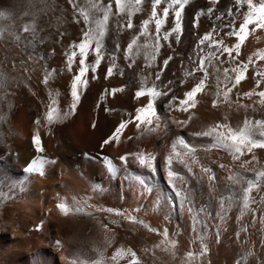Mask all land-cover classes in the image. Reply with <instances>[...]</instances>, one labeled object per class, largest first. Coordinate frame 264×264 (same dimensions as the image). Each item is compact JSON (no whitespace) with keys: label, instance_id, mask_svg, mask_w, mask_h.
<instances>
[{"label":"bare ground","instance_id":"obj_1","mask_svg":"<svg viewBox=\"0 0 264 264\" xmlns=\"http://www.w3.org/2000/svg\"><path fill=\"white\" fill-rule=\"evenodd\" d=\"M73 2L76 8L69 0H0V264H130L129 249L138 264H264V176L258 177L264 172V148L245 150L234 159L229 150L214 148L210 138L197 135L217 124L238 131L246 120L264 121V98L259 96L264 91V59L259 58L264 56V28L252 31L254 25L249 26L239 55L233 51L236 59L230 60L227 53L221 55L207 42H198L212 32L215 40L224 42L221 48L232 47L238 41L227 35L232 30L229 25L235 21L239 28L247 5L237 12L235 0H189L180 40L176 34L170 36V43L162 38L175 26L170 10L159 34L161 47L152 60L157 42L154 21L148 25V35H140L142 22L151 16L152 0H143L142 10H133L132 29L126 26V13L110 18L98 66L89 50L82 77L87 85L80 84L73 111L72 83L81 58L75 45L88 27L79 10L91 16L92 3L111 2L112 12L117 11L114 0ZM261 2L253 0L257 5ZM164 6H158V15L162 16ZM209 7L214 9L212 16H199L194 26L196 14ZM230 8L233 16L227 14ZM29 24L34 32L23 31ZM134 38L137 44L129 52L127 45ZM72 51L77 56L70 71ZM209 51L215 54L211 63ZM201 57L207 76L203 71L187 75L199 67ZM113 62V74L107 76ZM241 62L248 64L246 79L233 88L236 73L231 69ZM225 68L231 77L226 84ZM201 79L204 87L195 97V107L181 110L180 101ZM153 86L168 95L155 102L160 127L146 132V127H156L155 117L152 124L137 128L135 116L148 104L147 89ZM228 88L232 91L226 101ZM141 89L145 94L137 97ZM248 92L255 94L247 97ZM49 106L54 109L50 125ZM64 113L70 114L59 120ZM122 121L127 123L118 140L102 148ZM183 121L188 123H178ZM37 132L43 152L33 140ZM178 137L195 149L183 162L176 152L183 155L185 150L179 145L176 152L172 149ZM254 138L262 137L254 133ZM141 153L155 157L151 170L135 159ZM103 156L111 158L115 172L107 170ZM122 156H127L126 162ZM41 158L56 163L45 164L42 176L26 171ZM169 170L177 174L175 180L169 178ZM232 175L244 177V182L233 183ZM249 181L255 186L245 208ZM61 203L69 208L67 215L57 207ZM77 207L82 211L77 212ZM118 249L123 254L113 259Z\"/></svg>","mask_w":264,"mask_h":264},{"label":"snow or ice","instance_id":"obj_2","mask_svg":"<svg viewBox=\"0 0 264 264\" xmlns=\"http://www.w3.org/2000/svg\"><path fill=\"white\" fill-rule=\"evenodd\" d=\"M115 6H116V12H112V4L111 2L107 5L104 6L103 4L97 2V3H92L91 8H92V13L91 16L88 12L84 11V9H80V14L83 16V20L85 25H87V30L83 32V39L81 42L77 45H75L76 48H78L79 56L81 57L79 60V71L78 74L75 75L73 83H72V91L71 95L73 97V104L71 105L72 110L74 111L76 108L77 103L79 102L80 95L78 88L80 84H83L84 86L87 85V81L83 80L82 77H84L85 72L87 69L84 67L87 55L89 50L94 52L95 54V65L98 66L101 63L102 60V49H103V44H104V38L107 34L108 31V23L111 17L113 16H120L122 14H127V28L132 29L134 27L133 22H132V15L134 14L133 10L135 12H139L142 9L139 7L143 3V0H114ZM213 3L218 2V0H212ZM70 4H73V7L76 8L75 3L73 0H69ZM165 4L166 6L163 7L162 9V16L158 15L157 8L161 4ZM237 7V12H239V9L243 7L244 5H247V11L243 13V21L239 24V28H235V21L229 27L232 28L230 32L227 33L229 36H234L237 39V43H235L232 47H228L224 45L222 48L221 46L224 44L222 40H215L213 38L212 32L205 33L201 39L199 40L198 44L199 45H204L206 42L209 46V48L215 47L218 51L221 52V55L223 53H227L228 57L230 60H235L236 57L233 56V51H235L236 55H239V50L243 42L245 41L248 33H249V26L254 25L252 28V31H255L256 29L264 28V2H261L260 4H254L253 0H235ZM189 4V0H152L151 3V16L149 19H145L142 24H141V32L140 35L147 36L148 35V25L150 22L155 23V32H156V43L155 45L152 46L153 52L151 55V59L155 60L156 59V54H158L159 49L161 47L159 40H160V33L161 29L164 26V24L167 21V18L170 15V10L171 14L174 19V27L171 29V31H167L163 33V40L168 41L170 43V36L173 34H176V40L179 41L181 38L182 34V14L186 8V6ZM214 12V9L212 7H209L207 11L205 12L203 9H201L197 14L196 17L194 18V26H197L199 16L201 15H208L212 16ZM99 13H102L101 15H98ZM228 15L233 16V10L230 8L228 10ZM224 14H221V16H217L216 19L219 20L222 18ZM123 27V25H121ZM215 26L213 27V32L215 31ZM25 32L29 31H35L34 26L29 24L26 25L23 29ZM95 45L94 48H92V45ZM137 44V39L134 38L128 45H127V51H131L133 49V46ZM145 48H148L149 45L145 44ZM119 48V46H117ZM202 51V49H201ZM215 54L211 51L207 53V60L208 63H211V60ZM77 56V51H72L71 54L68 57V68L71 71L72 68V63L74 58ZM218 58V57H217ZM260 59H264V56L259 57ZM172 59V57H169L164 61V65H167L169 61ZM252 57H249V63H253ZM115 67V63L113 62L112 65L109 66L107 76H111L113 74V69ZM248 68V64H244L241 62V64L237 65L235 68L231 69L232 72H235V82L232 84V87H236V85H239L241 81L246 79V71ZM92 71H95V66L92 68ZM197 71H203L205 73V77L207 76V69L205 66V57L200 58V64L198 68H194L192 72L187 73V75L192 76L194 75ZM52 73H49L48 76H51ZM48 76L45 77V83H47ZM106 76V78H107ZM160 78V73H157L156 79L159 80ZM219 79V78H218ZM231 79L229 76V69L225 68L224 69V82L225 84ZM204 87V80L201 79L200 83L196 84L190 91H188L185 94V99L180 101L184 107L181 109L183 111H188L189 108H194L196 105V100L195 97L199 92L202 91ZM116 90H113V93ZM232 91V88H228L227 91L224 92V98L227 101L228 99V93ZM145 92L143 89L138 90L136 95L137 97H140L144 95ZM147 94L151 97L149 100L148 104L144 107L138 108L137 109V114L135 116V120L138 121L137 123V128L141 126V124H146L150 125L152 124V117H155L157 123L156 127L153 128H145L146 132H156L157 129L160 127V117L155 111V102L156 100L161 97V96H166L168 95L167 92H162L158 91L155 86L150 87L147 89ZM255 93L253 92H248L245 93L244 95L247 97H251ZM259 96L264 98V91L259 92ZM261 103L264 104V99L261 100ZM213 106H216V102H213ZM247 107V106H245ZM53 111L54 109L49 106L48 112L46 114V120L48 124L53 123ZM70 113H64L63 115H58L59 120H63L67 118V116ZM191 119V117H189ZM36 125H40V119H37L35 121ZM127 122H121L120 125L115 129V132L111 137L108 139H105L101 145L103 148L105 145L110 144L113 140H118V135L121 130L126 126ZM178 123H184L187 124L188 121H183V122H178ZM95 126V124L93 125ZM218 129H225L226 131H220ZM260 129H264V121H248L246 120L244 122L243 127H241L238 131H234L231 129L228 125L224 124H217L214 127H209L206 131H203L201 133H197V135L210 138L213 141L212 147L214 148H224L229 150L233 154L234 159H239L241 155L244 154V151L246 150L247 152L251 153L253 152V149L255 148H264V131H259ZM254 133H258L262 138L261 139H255L254 138ZM35 146L39 152H43L44 149L41 145V140L39 138V133L37 132L36 135L33 137ZM180 146L182 150H185L183 152V155H181L180 152H176L177 146ZM172 149L174 152H176V158L180 161L183 162L184 156L194 153L195 149L191 148L186 141L184 140L183 137H178L176 141L173 142ZM85 156L88 157L89 154L85 153ZM121 161L127 160V156H122ZM135 159L139 163L140 166L147 168L151 170L153 168V161L155 157L151 156L150 154L148 156H145L143 153L138 154L135 156ZM253 160H255V156H253ZM173 162V158L170 157L168 160V164L171 165ZM55 160H46L41 158L39 161L34 160L32 164H30L26 171L29 173H38L41 176L44 175V165L45 164H55ZM102 163L106 166L107 170L109 172H115L116 169L114 167L113 161L111 158L107 156L102 157ZM247 163V162H246ZM168 176L170 179L175 180L177 177V174L169 170ZM259 176H264V172H261L258 174ZM229 179L235 183V184H241L244 182V177L239 176V175H232L229 177ZM141 184L144 183V181H140ZM175 187V185H172ZM255 185L253 182L249 181L248 182V187L244 189L245 192V200H244V206L247 208L249 200H248V194L252 191V188ZM176 195L178 197L183 196L184 201L190 204V201L187 200V196L184 193H181L180 191H177ZM175 201L173 204L175 205ZM57 207L60 209V211L64 214L67 215L69 212V208L66 204L61 203L58 204ZM77 212L82 211L81 208L77 207L75 209ZM107 211L111 212L113 211L112 209H108ZM188 211L191 212L192 209L191 207L188 208ZM130 219H135V217H129ZM142 223V222H141ZM145 227H148V225H145ZM151 231H156L155 229H150ZM168 233L165 230L164 236L167 237ZM239 235V234H238ZM59 241H57V244L59 245ZM129 253H131V256L133 257L132 261L130 264H138V261L136 260V254L135 252H132L131 249L128 250ZM206 252V248L202 250L200 253L201 255ZM122 251L120 249L117 250L116 255H114L113 259H116L117 256L122 255ZM189 257H192V253L188 254ZM237 264H240V261H237Z\"/></svg>","mask_w":264,"mask_h":264}]
</instances>
